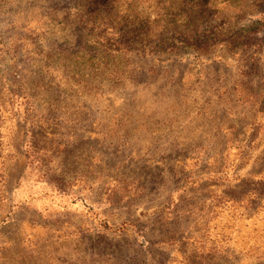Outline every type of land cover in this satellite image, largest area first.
<instances>
[{"label":"rangeland","instance_id":"374dc122","mask_svg":"<svg viewBox=\"0 0 264 264\" xmlns=\"http://www.w3.org/2000/svg\"><path fill=\"white\" fill-rule=\"evenodd\" d=\"M253 0H0V264H264Z\"/></svg>","mask_w":264,"mask_h":264},{"label":"trees","instance_id":"16d2710c","mask_svg":"<svg viewBox=\"0 0 264 264\" xmlns=\"http://www.w3.org/2000/svg\"><path fill=\"white\" fill-rule=\"evenodd\" d=\"M252 4L255 11L260 14V18L249 31L258 33L264 27V0H253Z\"/></svg>","mask_w":264,"mask_h":264}]
</instances>
